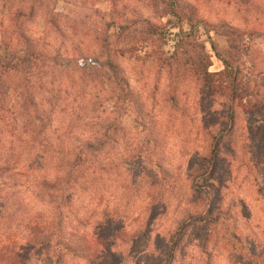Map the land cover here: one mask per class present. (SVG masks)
<instances>
[{"label":"trees","instance_id":"trees-1","mask_svg":"<svg viewBox=\"0 0 264 264\" xmlns=\"http://www.w3.org/2000/svg\"><path fill=\"white\" fill-rule=\"evenodd\" d=\"M59 1L64 0H0V187L15 188L24 182L48 210L34 215L29 209L22 233L8 238L9 244L0 242V264H29L36 258H46L49 264H73L77 259V264H128L139 243L153 252L155 264H176L182 238L189 232L207 255V247L215 246L232 264H264V230L262 237L249 238L242 225L233 221L237 217L212 179L221 163L231 170L233 161L225 155L235 157L238 147L250 149L264 165V124L256 133L238 135L237 101L243 99V73L235 52L244 42L245 31L228 23H210L180 0L166 2V14L174 18L168 23L178 29L173 39H167V23L136 21L142 40L155 41L158 66L173 71L176 84L171 83L167 98L175 108L173 114L181 110V88L192 82L200 90L203 119L213 113L217 119L204 130L202 157L188 168L167 162L151 139L147 142L151 148L130 144L128 163L110 160L104 165L103 151L113 149L126 135L125 118L134 106L129 79L118 61L125 52L112 47L107 28L96 29L99 43L90 54H62L60 47L47 44L45 35L35 34L30 25L39 10ZM150 2L157 8L155 0ZM251 6L256 10L258 5ZM55 17L51 14L49 23L57 27ZM70 19L74 28L86 23L83 18ZM119 29L122 35L128 26ZM56 32L61 34L58 28ZM214 58L220 64L218 70H213ZM215 95L223 99V112L213 110ZM250 109L264 119V101H256ZM142 125L147 133L144 121ZM225 142L228 146L223 147ZM153 154L158 155L156 160ZM152 162L159 171L147 172ZM163 164L169 166L170 176L161 171ZM129 165L142 170L138 175L145 200L133 201L140 203L137 213L123 211L114 219V209H99V182L102 172L108 173L130 192L134 186L126 179ZM5 205L0 207V218ZM128 205L129 201L122 210ZM102 217L110 226L119 220L125 225L137 221L139 228L127 235L120 229L106 233ZM169 220V225L163 224ZM19 235L24 239L20 245L16 242Z\"/></svg>","mask_w":264,"mask_h":264},{"label":"rangeland","instance_id":"rangeland-1","mask_svg":"<svg viewBox=\"0 0 264 264\" xmlns=\"http://www.w3.org/2000/svg\"><path fill=\"white\" fill-rule=\"evenodd\" d=\"M180 1L181 4L186 3L196 9L198 15L210 23H228L245 31L244 42L235 52L243 73V99L237 101L239 105L237 125L240 129L238 135L239 137L242 134L246 135L250 130L256 133L260 129L259 126L264 124V119L258 114H251L250 105L260 99L262 102L264 101V35L250 36L248 32L261 31L264 34V0ZM155 2L157 8L152 7L150 0H64L57 2L56 6L46 5L43 10H39L30 25L31 31L35 34L45 35L47 44L60 47L62 54H77L78 51H82V54L92 53L99 43L96 29L106 28L110 34L112 47H116L115 49L119 52H125L124 57L118 61L129 79L134 106L129 116L125 118L128 123L126 135L119 138L113 149L109 147L105 149V152L103 151L101 159L104 165H107L110 160L119 164L128 163L127 157L133 147L137 145L141 147V143H144L151 148L147 143L151 139L155 151H161V156H164L167 162L171 161L174 166L181 165L188 168L191 166L190 164L197 163L199 157H202L204 140L207 138L204 135L206 133L204 130L206 125L213 124V121L217 119L215 113L211 118L203 119L200 114L202 109V105L199 103L200 90L196 91L192 82L189 86L186 87V84L181 88V110L173 114L175 108L171 107L167 101L172 93L170 91L171 83L176 84L173 71L169 73L167 68L161 70L162 68L158 66L154 57L156 54L153 53L156 47L154 39L143 41L144 38L139 33V26L135 24L139 20H148L154 25L167 23V39H173L174 33L178 29L173 28L172 23H168L169 19L174 21V18L166 14L169 10L167 0H155ZM252 4L258 5L256 10L252 8ZM53 13L56 14L57 27L49 23V18ZM70 18H83L82 20H85L86 23L79 28H74ZM112 22L115 23L110 26L109 24ZM106 23H109L108 26ZM124 24L128 26V30L119 35V26ZM56 28L60 29L62 35L56 32ZM202 41L207 43V37L203 36ZM221 42L224 43L222 40ZM170 45L168 44L167 47L170 48ZM214 61L213 70H218L220 64L215 58ZM184 93L187 95H183ZM222 100L217 97L213 101L214 111L223 112V107L220 104ZM183 109L186 112H183ZM183 113L186 114L185 117L182 116ZM142 121L146 124L147 133L143 128ZM130 144L133 145L131 150ZM224 146H228V143H223ZM193 147L200 152L199 155L195 152L196 150L192 149ZM234 147H236L235 144ZM249 151L251 150L238 147L235 157L230 154L225 155L226 160L229 157L230 162L233 161L231 170L227 165L221 163L212 179L225 194L226 204L231 208L234 217H237L233 221L237 220L249 238L255 239V234L262 237L264 230V165L260 164L261 157ZM261 151L262 149L260 153ZM223 153L226 154V150H223ZM152 157H155L156 160L158 155ZM252 160L256 161V164H251ZM154 163L148 164L147 172L149 170L159 171L154 167ZM163 166L164 169L161 171L163 173L165 171V174L170 176L169 166L166 164ZM128 169L129 176L127 175L126 179L134 186L130 192L121 186L114 175L108 173L102 172V179L99 182V188L102 191V195L97 197L102 200L101 203L99 202V209H114L112 217L114 219H117L118 214L121 215L123 211L131 212V214L137 213V210H140L139 204L145 200V190L141 188L144 183L140 184L141 180L138 175L142 171L141 168L129 165ZM0 188L2 189L0 191L2 196L0 197V207L2 203H6L3 209L1 208L3 215L0 218V242L2 245L9 244L8 238H12L16 232L17 234L22 233L23 226L21 225L25 221L24 219H27L26 217L30 213L29 209L33 210L31 214L34 213V215L43 209L48 210L41 198L30 194L24 182L15 188L4 186ZM138 199H141L140 203L133 202ZM127 201H129L127 209L122 210L127 205ZM50 211L53 213V210ZM112 218L111 220H113ZM136 222L125 225L123 221L119 220L110 226L108 220L102 217L103 229L106 233L113 229H120V233L132 234L139 228L138 222ZM170 223V220L163 222L165 225ZM122 225L123 227H121ZM158 231H155V236ZM23 240L19 235L16 242L20 245L24 243ZM155 242L157 241L154 239L153 243ZM126 248L125 246L124 249L126 250ZM181 248L182 253L181 255L179 253L176 264H232L226 258L225 253L215 246L207 247L209 255L202 252L199 240L190 232L182 238ZM146 249L141 243L136 244L134 258L128 264H155L153 252ZM79 261L77 259L72 262L77 264ZM29 264H49V261L46 258H36Z\"/></svg>","mask_w":264,"mask_h":264}]
</instances>
